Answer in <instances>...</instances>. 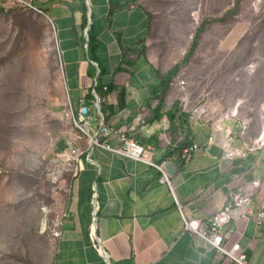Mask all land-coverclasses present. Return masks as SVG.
<instances>
[{
	"label": "crops",
	"instance_id": "0c3cea01",
	"mask_svg": "<svg viewBox=\"0 0 264 264\" xmlns=\"http://www.w3.org/2000/svg\"><path fill=\"white\" fill-rule=\"evenodd\" d=\"M23 1L53 27L70 113L84 100L93 111L86 97L101 98L99 113L107 126L127 132L158 165L174 168L169 183L164 182L156 168L92 146L73 128L72 157L79 172L70 183L61 236L53 239L50 257L41 264H105L92 245L93 225L109 264H230L185 230L182 218L210 216L237 190L248 201L230 207L223 246L238 242L249 264H264V225L257 226L247 214L264 208V145L258 140L264 121L255 130L251 109L248 115L240 101L227 107L209 101L207 93L205 104L198 103L201 90L196 100V87L181 86L178 77L161 103L157 90L168 71L155 63L149 40L153 24L144 0ZM100 120L96 113L95 128ZM103 140L121 145L117 135ZM184 145L197 149L181 164L176 148Z\"/></svg>",
	"mask_w": 264,
	"mask_h": 264
},
{
	"label": "rangeland",
	"instance_id": "374dc122",
	"mask_svg": "<svg viewBox=\"0 0 264 264\" xmlns=\"http://www.w3.org/2000/svg\"><path fill=\"white\" fill-rule=\"evenodd\" d=\"M144 5L158 68L179 64L173 79L196 87L195 96L201 90L198 103L205 104L207 93L227 107L240 101L260 129L264 0ZM73 133L50 21L23 0H0V264H41L50 257L53 223L65 212L72 181L64 170L74 154Z\"/></svg>",
	"mask_w": 264,
	"mask_h": 264
},
{
	"label": "built area",
	"instance_id": "2783aa9c",
	"mask_svg": "<svg viewBox=\"0 0 264 264\" xmlns=\"http://www.w3.org/2000/svg\"><path fill=\"white\" fill-rule=\"evenodd\" d=\"M179 84L183 86L185 83L184 81H180ZM101 103V98L95 96L93 100L92 111V108L90 106L84 104V102L81 101L78 110L76 112L71 111L70 113V122L72 127L76 129L81 136L89 139L90 144L92 146L101 147L125 158H130L156 168L162 173L163 181L169 183L168 171L166 170V167L155 163V161L153 160L152 153L149 149L143 147L136 140L129 137L127 132L118 130L116 131L112 127L107 126L105 124L102 118V114L99 113ZM96 113L101 115V120L98 122L99 126L95 128L92 122L96 118ZM111 135L118 136V139L121 142L120 146L113 147L108 144L107 141L103 140H106L107 137ZM258 140L259 144L263 146L264 137L261 136ZM196 149V145L183 147L180 151V159L183 161H187L191 157L192 152ZM64 172L69 173L72 179L76 178L79 169L76 163L74 162L73 157H71V159H68ZM258 183V180H254L252 182L254 186H257ZM96 197V194H94V218L97 213ZM247 201L248 197L244 195L240 190H237L232 193L231 200L222 209L217 210L210 216L196 220H186L185 218H182L183 227L185 230H189L190 232L195 234L200 240H202L208 246L213 248L219 256L227 258L230 264H249L247 260V253L238 242L232 244L230 248H225L223 246L224 227L229 221L228 211L230 207L233 205H244ZM247 214L254 219V222L257 226L264 225V208H255L247 210ZM67 216L68 213L65 211L60 219L54 221L52 231V235L54 238H59L61 236L60 228L62 225V220L67 218ZM90 238L94 248L102 255L105 264H109V259L102 248L100 240L95 234L94 225L91 227Z\"/></svg>",
	"mask_w": 264,
	"mask_h": 264
},
{
	"label": "trees",
	"instance_id": "16d2710c",
	"mask_svg": "<svg viewBox=\"0 0 264 264\" xmlns=\"http://www.w3.org/2000/svg\"><path fill=\"white\" fill-rule=\"evenodd\" d=\"M201 29L197 30V33L193 39L192 45H191V49L189 51V53L185 56V60L188 58V56L192 53V51L194 50L195 46L197 45V38H198V34L200 32ZM94 50V39L91 35V33L89 32V53H91ZM91 60L96 62V59L93 55V53L91 54ZM183 63V62H182ZM179 64H175L172 69H170L166 74L161 75V84L159 89L157 90L161 95H162V99H161V103L163 102V98L166 96L167 90H168V86H170L173 78L176 76L177 72L179 71ZM122 70V68H118V71ZM96 94H100V91L98 89V86L96 85L94 88ZM122 97V96H121ZM120 97V98H121ZM87 100H94L92 95H89L86 97ZM84 104L88 105L86 100L83 101ZM122 103L120 105V107L122 108ZM104 110V108H102ZM158 112V111H157ZM173 115L168 114V118L170 119V122L173 120L172 118ZM159 118H161V116L159 114L155 115V119L159 120ZM183 147H188V145H184L182 147L177 146L176 150L179 152L178 157H179V161L181 164L184 163L183 160L180 159V151Z\"/></svg>",
	"mask_w": 264,
	"mask_h": 264
},
{
	"label": "water",
	"instance_id": "95a60500",
	"mask_svg": "<svg viewBox=\"0 0 264 264\" xmlns=\"http://www.w3.org/2000/svg\"><path fill=\"white\" fill-rule=\"evenodd\" d=\"M86 34H87V37H88V33H86ZM166 170L168 171V174H172L174 172V168H173L171 163H167Z\"/></svg>",
	"mask_w": 264,
	"mask_h": 264
},
{
	"label": "bare ground",
	"instance_id": "6f19581e",
	"mask_svg": "<svg viewBox=\"0 0 264 264\" xmlns=\"http://www.w3.org/2000/svg\"><path fill=\"white\" fill-rule=\"evenodd\" d=\"M262 137H264V134H263V136ZM44 229V228H43Z\"/></svg>",
	"mask_w": 264,
	"mask_h": 264
}]
</instances>
